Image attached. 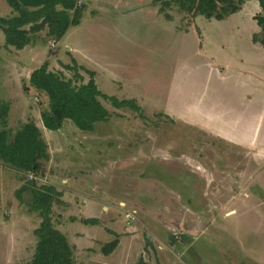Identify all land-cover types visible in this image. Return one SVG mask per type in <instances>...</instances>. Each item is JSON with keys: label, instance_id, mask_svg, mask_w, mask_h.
<instances>
[{"label": "rangeland", "instance_id": "obj_1", "mask_svg": "<svg viewBox=\"0 0 264 264\" xmlns=\"http://www.w3.org/2000/svg\"><path fill=\"white\" fill-rule=\"evenodd\" d=\"M246 3L222 19L174 8L169 19L153 0H77L80 21L59 39L42 30L33 51L0 46L8 123L32 117L49 152L36 176L0 161V264H28L34 251L40 218L14 195L25 179L62 190L52 217L74 264H264V49L251 39L260 7ZM72 58L143 116L101 98L110 116L93 129L44 127L47 96L27 73L47 60L72 77L62 66ZM90 216L98 222L81 221Z\"/></svg>", "mask_w": 264, "mask_h": 264}, {"label": "trees", "instance_id": "obj_2", "mask_svg": "<svg viewBox=\"0 0 264 264\" xmlns=\"http://www.w3.org/2000/svg\"><path fill=\"white\" fill-rule=\"evenodd\" d=\"M159 11L171 19L168 11L174 8L191 16L222 19L240 10L247 0H153ZM10 14L0 15V30L4 44L22 48L33 40V35L45 31L46 39H59L70 25L80 21L83 4L77 0H6ZM260 9L253 15L259 30L252 33L253 42L264 49V0H257ZM36 36V35H35ZM64 68L73 71L66 77L61 71L48 67L47 60L32 69L28 77L30 85L44 92L47 107L41 109L42 125L47 129H58L68 119L80 130H91L96 121L105 120L110 112L101 98L115 107H128L143 116L142 108L135 98H119L103 92L94 79V70L78 64L62 62ZM88 73L87 80L79 71ZM9 102L0 99V160L18 172L37 175L43 171L42 160L48 158L47 142L37 122L28 117L18 127L8 123ZM32 175V176H33ZM34 176V177H35ZM28 192L29 198H25ZM14 195L28 209L35 211L40 221L33 228L36 237L34 251L28 264H74L73 245L55 224L52 217L54 202L61 201L62 190L52 183H38L25 179L14 190ZM84 223H97V217H83ZM118 244V236L100 246L103 254L110 253Z\"/></svg>", "mask_w": 264, "mask_h": 264}, {"label": "crops", "instance_id": "obj_3", "mask_svg": "<svg viewBox=\"0 0 264 264\" xmlns=\"http://www.w3.org/2000/svg\"><path fill=\"white\" fill-rule=\"evenodd\" d=\"M247 2V1H246ZM245 2V4H247ZM245 4H244V6H245ZM3 5V4H2ZM2 5H0V6H2ZM11 12V11H10ZM1 15V14H0ZM4 35V34H3ZM34 39H35V36L33 37ZM39 38V37H38ZM34 43H35V40H33L31 43H28V44H26L25 46H23L22 48L23 49H28V48H30V49H32V51L34 50V48H35V45H34ZM0 46H2V47H4L5 49H6V51L7 52H9V50L10 51H13L15 54H18V52H17V49H21V48H15V47H13V46H11V45H8V46H6L5 44H4V36H3V40L2 41H0ZM21 68H22V65H19V64H13V70L14 71H17L18 72V74H20V70H21ZM34 69V68H33ZM32 71V69L31 70H29L28 71V73H27V77H29V75H30V72ZM9 109H10V103H9ZM26 120V119H25ZM9 124H11V123H9ZM17 124H19V120L18 121H16V125L13 127V128H15V127H18L19 125H17ZM11 127H12V125H10ZM1 161V160H0Z\"/></svg>", "mask_w": 264, "mask_h": 264}, {"label": "built area", "instance_id": "obj_4", "mask_svg": "<svg viewBox=\"0 0 264 264\" xmlns=\"http://www.w3.org/2000/svg\"><path fill=\"white\" fill-rule=\"evenodd\" d=\"M78 3H80V1H78ZM30 177H32V175H30Z\"/></svg>", "mask_w": 264, "mask_h": 264}]
</instances>
